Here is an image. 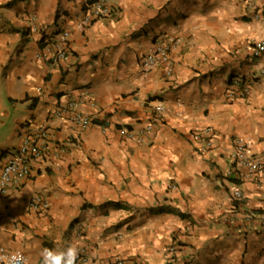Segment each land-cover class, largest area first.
<instances>
[{
	"label": "crops",
	"instance_id": "crops-1",
	"mask_svg": "<svg viewBox=\"0 0 264 264\" xmlns=\"http://www.w3.org/2000/svg\"><path fill=\"white\" fill-rule=\"evenodd\" d=\"M89 1L0 0V173L40 127L49 142L0 203V245L28 264L69 245L87 264H264V177L232 158L236 138L264 157V0H110L82 27ZM170 34L172 77L144 64Z\"/></svg>",
	"mask_w": 264,
	"mask_h": 264
},
{
	"label": "built area",
	"instance_id": "built-area-1",
	"mask_svg": "<svg viewBox=\"0 0 264 264\" xmlns=\"http://www.w3.org/2000/svg\"><path fill=\"white\" fill-rule=\"evenodd\" d=\"M112 4L110 0H90L87 4L84 16L80 21V25L85 27L92 21L100 18L104 15L110 14ZM257 17L262 16L264 18V6L255 10ZM37 29V27H35ZM69 34L66 30H61L55 43V50L58 57H65L68 48ZM180 43L179 37L175 35H165L156 41L154 47L147 53L144 59V64L148 69H152L156 66H162L164 72L168 77H172L174 74V67L172 65L173 50ZM52 48L46 50V55L52 52ZM251 54L254 57H261L264 55V37L254 40L251 44ZM161 111L160 107L157 108ZM70 119L81 128L92 125L91 117L81 111H75L71 114ZM153 128L152 123L147 124L141 132L150 131ZM46 127H40L35 133L29 134L21 143L19 148L15 150L10 156H8L2 166L0 173V203L3 197L6 196L8 190L31 175L32 162L39 157L44 156L49 147L48 134ZM214 132L210 127H206L201 132L202 140L206 148L213 146ZM129 137L142 141L140 135L135 133H129ZM232 158L236 164L245 166L250 172L257 173L264 177V157H260L252 154L249 151V146L244 138H236L234 140V147L232 151ZM238 196H241L242 192L236 190ZM29 205L32 207H48L47 200L42 197L34 196L30 199ZM3 213L0 210V218ZM170 252H176L178 250V244L173 243L169 246ZM16 255L19 260L13 262L12 256ZM87 249L86 247L79 249V264H87ZM0 264H28L27 256L22 251L7 250L0 245Z\"/></svg>",
	"mask_w": 264,
	"mask_h": 264
},
{
	"label": "clouds",
	"instance_id": "clouds-1",
	"mask_svg": "<svg viewBox=\"0 0 264 264\" xmlns=\"http://www.w3.org/2000/svg\"><path fill=\"white\" fill-rule=\"evenodd\" d=\"M79 249L75 245H69L61 250L45 248L41 252L42 264H76ZM11 260L16 262L19 257L13 255Z\"/></svg>",
	"mask_w": 264,
	"mask_h": 264
},
{
	"label": "trees",
	"instance_id": "trees-1",
	"mask_svg": "<svg viewBox=\"0 0 264 264\" xmlns=\"http://www.w3.org/2000/svg\"><path fill=\"white\" fill-rule=\"evenodd\" d=\"M93 122H95V121H93ZM96 123V122H95ZM98 124V123H97Z\"/></svg>",
	"mask_w": 264,
	"mask_h": 264
},
{
	"label": "rangeland",
	"instance_id": "rangeland-1",
	"mask_svg": "<svg viewBox=\"0 0 264 264\" xmlns=\"http://www.w3.org/2000/svg\"><path fill=\"white\" fill-rule=\"evenodd\" d=\"M256 58H258V57H256Z\"/></svg>",
	"mask_w": 264,
	"mask_h": 264
}]
</instances>
